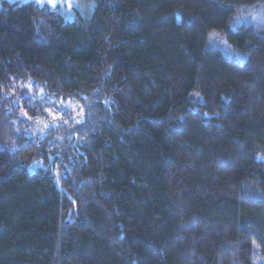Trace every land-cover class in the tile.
Masks as SVG:
<instances>
[{"label": "trees", "instance_id": "1", "mask_svg": "<svg viewBox=\"0 0 264 264\" xmlns=\"http://www.w3.org/2000/svg\"><path fill=\"white\" fill-rule=\"evenodd\" d=\"M91 1L76 20L0 1V264H254L264 0ZM23 83L85 107L72 148L18 131L3 95Z\"/></svg>", "mask_w": 264, "mask_h": 264}, {"label": "rangeland", "instance_id": "2", "mask_svg": "<svg viewBox=\"0 0 264 264\" xmlns=\"http://www.w3.org/2000/svg\"><path fill=\"white\" fill-rule=\"evenodd\" d=\"M3 1V0H0ZM10 3L13 2H28L33 1L38 5H47L50 9H56L65 19L76 20L80 17H87L92 14L94 9V3L91 0H5ZM244 17L242 25L250 24L253 26L255 22H259L260 15L257 17ZM207 46L209 48H217L224 52L226 55L232 57L235 60H242V57L234 51V49L228 43L223 32L214 30L210 32L207 40ZM25 94V95H21ZM9 102L10 111L15 118V125L19 132L26 135V137L33 140H39L44 138L48 131L53 133L59 131L66 137V142L71 148L74 146V142L78 141L79 135H77L74 129H69L75 123H81L86 117V109L80 103L73 98H60L53 97L43 93H39L38 90L32 88L29 83H23L19 85L18 89L10 91V93H4L3 95ZM27 98V103L30 108L37 107L40 109L36 116L30 115L28 108L25 106L24 101ZM38 101V102H37ZM40 104V105H39ZM64 136H61L60 139ZM59 137V136H58ZM46 162H35L31 168L32 170H40L47 168ZM60 162L56 164L54 169V175L56 176V182L60 185ZM254 264H264V257L261 255L258 244L254 243Z\"/></svg>", "mask_w": 264, "mask_h": 264}, {"label": "snow or ice", "instance_id": "3", "mask_svg": "<svg viewBox=\"0 0 264 264\" xmlns=\"http://www.w3.org/2000/svg\"><path fill=\"white\" fill-rule=\"evenodd\" d=\"M49 3H52V0H49ZM255 18V17H254Z\"/></svg>", "mask_w": 264, "mask_h": 264}]
</instances>
